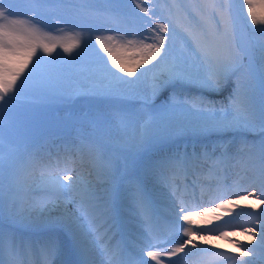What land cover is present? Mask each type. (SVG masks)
Instances as JSON below:
<instances>
[{"label": "snow or ice", "instance_id": "6c2138e0", "mask_svg": "<svg viewBox=\"0 0 264 264\" xmlns=\"http://www.w3.org/2000/svg\"><path fill=\"white\" fill-rule=\"evenodd\" d=\"M3 2L4 0H0V5ZM43 2L66 5L73 12L75 19L80 22L77 26L89 24L102 16L116 24L129 22V14L122 9L126 0H102L103 8L96 6L97 0H43ZM135 7L144 13L143 17L135 12L130 14L131 22L137 27L111 28L108 31L115 34L96 36V43L107 55L106 61L101 57L102 67L98 70L110 78V86L132 85L136 81L125 80L123 76L113 72L108 67L109 62L112 68L127 76H132L141 66L152 65L151 69L145 68L140 76L146 75L149 71L153 73L151 82L153 96L175 80L195 82L205 88L219 90L229 75L239 70L240 61L233 54V44L230 40V36L234 37L235 31L230 0H192L187 5L177 3L176 0L169 4L168 0H164V8L161 9L159 16L155 12H150L149 8L144 6L143 0H137ZM242 9L246 10L251 24L262 26L259 30L264 32V14L257 13V9H264V2L242 0ZM165 11L167 15H164ZM40 23L34 16L19 18L10 9L0 7V108L14 100L24 83L40 70L42 57L37 55L38 52L50 56L59 47L65 54H71L74 49L81 46V32H65L63 36L57 37L43 31L38 26ZM57 23H60L59 19ZM127 35H132L134 38L126 39ZM176 36L182 41L183 51L191 52L198 62L194 72L185 67L187 61L183 55L179 58L175 56L170 58V41ZM140 76H137V80ZM238 90L239 85H237V94ZM252 126L251 118L246 114L242 103L236 105L235 114L231 118L225 114L222 120L213 125L218 130L250 129ZM260 128L264 132V109L260 113ZM220 147L224 148L223 145ZM89 149L97 161L103 160L102 143L90 141ZM216 150L215 146L211 151L205 148L199 154L195 152L191 156L184 154L169 162L168 166L173 169L174 179L181 175L187 177L197 163L206 165L207 176L217 179L214 187L211 185L208 188L201 187L199 198L194 195L182 196L173 204L171 211L174 218L166 225L163 236L154 237L156 243L149 245L157 250H148L144 253L153 264H171L172 257L179 254L189 255L186 252L188 248L196 250L191 253L192 255L207 254L209 257L232 260V264H248L246 260L234 259V254L228 250H219V245H209V234H214L216 239L232 243L235 253H239L240 257L253 255V248H245L240 242L230 238L239 235L245 237L249 244L258 241L259 244L264 245V141L260 143L259 153L249 156L253 175L249 177V182L245 186L239 183L229 185L226 180L218 179L222 166L237 161L239 152L230 154L224 149L219 156H216ZM57 169L42 171L40 184L43 191L57 194L58 199L69 193L79 195L80 215L64 213L58 218V222L72 236L81 256H85L87 250L82 246L83 239L95 235L97 241L103 242L106 238L107 230L102 231L103 224L100 223L104 213L97 214L100 206L95 202V193L79 180L72 169L66 165L60 168L59 163ZM223 170L226 171V168ZM3 174L4 161L2 144H0V215L3 214L5 200ZM196 183L194 181L193 185L195 186ZM22 187L17 178L15 191L19 192ZM248 188L253 190L248 191ZM12 191L10 185V198ZM248 200H251V203L246 204L245 201ZM137 203L142 210L148 212L149 203L143 193L138 195ZM241 205L252 211L243 213L236 211ZM257 209L259 212H256ZM241 215L255 219L258 227L252 225L250 221L246 222L248 226L239 223L238 218ZM225 216L228 219H225ZM181 221L183 223H180ZM213 221L216 223L213 224ZM208 224L213 226L199 228L200 225ZM181 229L184 238L182 241H176L171 248L159 247L169 244L172 236H180ZM200 240L209 246L201 247L197 243ZM58 245V238L53 236L47 243V249L55 253L59 250ZM213 248L219 251L212 252ZM22 250L9 243L10 255L19 254ZM118 251L117 247L111 249L108 254L110 257H115ZM0 264H6L2 235H0ZM135 264H146V262L141 259L135 261ZM207 264L214 262L209 260Z\"/></svg>", "mask_w": 264, "mask_h": 264}, {"label": "rangeland", "instance_id": "374dc122", "mask_svg": "<svg viewBox=\"0 0 264 264\" xmlns=\"http://www.w3.org/2000/svg\"><path fill=\"white\" fill-rule=\"evenodd\" d=\"M8 2L9 0H4L3 3L7 4ZM136 2L137 0H126V2L122 5V8L128 13L130 8H136ZM143 2H149V0H143ZM144 6L146 7V5ZM239 8L242 9L240 4ZM239 8L236 7V10ZM7 9H9V6ZM244 12L246 14L245 10ZM240 14L243 18V9ZM247 19V16H245L242 20L245 26L248 25L246 22ZM248 26L249 27H247L246 30H248V39L251 42L250 44H261L264 34L261 32L256 33L253 30V27H251V22ZM64 33L65 32L63 31L52 35L59 37L63 36ZM232 39L233 38L230 40ZM173 41L180 43L178 40ZM173 44L179 48V50L182 48V46L180 47L178 44ZM232 44L233 54L236 55L240 61L239 70H241L243 74L244 70L247 76L241 73L238 78L234 77V91H229L228 94L233 92V96L240 100V104H243L245 112L250 116L251 124L253 126L250 129L233 128L225 130H218L213 127L216 122L224 118L225 114H221L222 111L227 110L226 114H228L229 118H231L232 115L235 114V108L233 107L219 108L216 110L217 114L213 116L195 112L189 108H170L162 112L158 111L156 114L147 116L145 119L142 118L138 121H132L131 119V123L127 122V124H130H126L124 129L121 128L117 131H114L116 130L114 129L110 133L98 130V133L101 135L100 137L106 140L104 143L107 146H104V152L111 151V149H106L110 146L117 151V153L115 151H112L113 153H109L114 159H116L118 168L123 167L121 166L122 163L123 165L124 163H131L135 152L139 148L151 145L152 143H157L159 141L177 143L180 142L178 138H181L182 136H191V138L204 136L223 137L225 135L227 136L229 134L237 133L246 137L253 136L257 144L254 149L251 147L248 152H259L260 143L261 141H264V132H262L260 128V113L261 110L264 109V78H261L259 83L252 80V73L250 71V67L248 66L245 52H243L242 48L240 51L237 50L239 45L235 39L232 40ZM179 50L178 53L174 55L177 58L181 57L182 51ZM260 52L262 53V60L261 65L259 66V72H262L263 74L264 47ZM173 54L174 53L170 51V58ZM183 54L186 55L185 53ZM37 55L42 57L40 70L34 73V75L24 83L21 91L17 93L14 100L4 104L3 107L0 108V124L4 122V125L0 126V144H2V155L4 161L3 184L5 198L10 196V185L13 189L11 195L16 196L15 181L17 178L19 180L22 179L19 178V175H17L16 163L20 161L19 158L21 159L22 155L27 156L30 153L31 147L29 146V142L33 141L36 133H38L39 136H41L39 132L47 133L46 128L40 127L45 125V122H47V120H44L45 116L42 118L43 115L40 114L41 111L46 110L45 104H51L57 100L61 101L62 97L66 94L68 95L74 92H82L93 95L98 94L97 92L105 93L114 91V93L118 94H127L128 91L130 93L129 89L131 88L134 92H138L140 96H146L149 94L147 91V84L149 83L148 75L146 74L144 76H140V73L144 72L145 67H152V65L141 66L136 69V72L132 76H127V74L120 73L117 69L112 68V65L109 62L108 67L113 72H117V74L123 76L125 80L136 81L132 85L119 84L110 86V78L107 77L105 73L98 70L102 67L101 57L106 61L107 55L99 48L96 40L81 36V46L74 49L71 54H65L61 48L57 47L50 56L45 55L43 52H38ZM185 60L189 62V59L185 58ZM185 65L189 64L186 63ZM247 69H249V71ZM46 73L47 78L45 79ZM137 76H140L139 80H137ZM174 82H176V80L172 81L171 84ZM174 85L176 86V83ZM237 85H239L238 94ZM36 115L41 116L37 117ZM29 120L31 123L27 122ZM36 129L38 132L33 134ZM175 140L177 142H174ZM34 177L37 178L38 176L36 175ZM89 181L92 182L90 179ZM22 183L23 182H21V184ZM24 183L26 184L27 180L24 181ZM54 200L50 201L52 202ZM63 200H66V202L69 201L67 198ZM60 205L64 206L63 203H60ZM15 208H17V206L14 201H10L8 199L4 200V211H9V209L12 210ZM24 208L22 209V215L27 213V210H24ZM4 211L1 218L5 219L8 213H4ZM0 222L3 221L0 220ZM261 251L264 252V250Z\"/></svg>", "mask_w": 264, "mask_h": 264}, {"label": "bare ground", "instance_id": "6f19581e", "mask_svg": "<svg viewBox=\"0 0 264 264\" xmlns=\"http://www.w3.org/2000/svg\"><path fill=\"white\" fill-rule=\"evenodd\" d=\"M177 3L180 4H190L192 2V0H176ZM236 2V1H235ZM233 0H230L231 3V9H232V17L234 19L235 22V32H234V37L230 36V39L233 38L232 40H236L238 42V44L240 45V47L243 49V52H245L246 57L248 59L249 62V66L250 69L252 71V75H253V80L256 81L257 83L260 82L261 78H264V73L262 74V72H259V66L261 65V60H262V56H261V50L264 47V37L262 38V42L259 45H252L250 44L251 42L248 39V30H246L247 28H245L243 22H242V17L241 15L238 14L237 11H235V3ZM257 3L260 2H264V0H256ZM235 3V4H234ZM239 3L242 7V0H239ZM246 11V10H245ZM239 12H242V9H239ZM257 13L258 15L260 14H264V9H257ZM243 14L244 17L247 16V12L245 14L244 10H243ZM243 17V18H244ZM249 25V23L251 22L249 19H247L246 21ZM247 25V26H248ZM249 27V26H248ZM251 27H253V30L258 33L261 32L262 34H264V32L260 31L259 29L262 27L260 25H252ZM246 31H245V30ZM252 29V28H251ZM251 37V36H250ZM173 50L175 52L176 51L174 48ZM182 51L181 52V56L183 55L184 59H189V62H187L189 65H185V67L190 68L193 72L195 70V66L198 63L195 59V57L193 56V54L191 52H186L183 51V46L182 48L179 50ZM183 53H185L186 55H184ZM176 53L173 54V56ZM149 66V65H148ZM145 68H149L151 69V67H145ZM259 69V70H258ZM150 73V74H149ZM236 73V72H235ZM231 74L229 75V77L227 78L226 82L222 85V87L219 90H212L209 88H205L203 86H201L198 83L195 82H189V81H183V80H176V85L177 87H173V84H168L165 86V92L168 93H177V92H183L185 93L183 95V98H190V97H195V94L200 95L204 100L211 102V103H218L221 101H224L225 97H224V93L227 92L228 88L231 86L232 82H233V77L236 74ZM152 72L149 71L147 73L148 75V79H149V84H151L152 82ZM179 87V88H178ZM151 89V87H150ZM181 89V90H180ZM129 91L127 92V95H129L130 97H139L140 94L138 92H134L133 90H131V88L129 89ZM164 88L157 92L156 94L161 96L163 93ZM125 94V93H124ZM117 97H119L117 95ZM4 122L0 124V126H3ZM113 127V124L111 122L106 123L105 124V128H110ZM113 130V128H111ZM112 159H110L108 156H103V160L102 161H96V164L98 165V167H96V173H94V169L91 168V170L89 169V171L86 170V175H95L97 174L99 181H101L104 185L102 193H104L106 195V193L108 191H111V189L113 188L111 185V181L110 179L112 178H108V177H103L102 175H105L106 172H109L110 167L113 165H116V163H109L111 162ZM109 163V164H108ZM85 167V166H84ZM243 166H239V168L237 169H242ZM120 172V170H119ZM247 172L246 170H244L243 172H240V175L243 176L245 175ZM33 174H38L37 172V167H36V163L33 159V157H31L26 164H23L19 167L18 169V175L20 176L19 178H22L20 180V182H23L22 185V189L16 193H18V198L17 196L11 195L6 197L5 199L8 200H12L16 203L17 208L12 209L7 211V220L8 222L11 221V223H13V225L15 224H20L21 226H23L24 228H28V229H43L46 228V230H43L39 233L40 237L46 236L47 234H50V237L52 238L53 236L57 237L58 239H62L63 241H65V243L72 241V244L75 248H78L77 245L74 242V239L72 238V236L68 233L67 229L63 227L62 224H60L58 222V218L61 217L62 214L64 213H68V214H72L75 216H79L80 214V210L78 209V205L76 204V202H70L72 200H75V198L78 196V194L76 193H69V201L66 202V200H63V197H59V199H55L54 201H50V197L47 194H43V190L42 185L40 184V176H38L37 178H35L34 176H32ZM247 178V175L244 176L245 182H249V178ZM27 180V185L24 183V181ZM80 181L83 184H86L90 189H94L93 187H97L98 184L94 183L89 184L88 182H85V179H80ZM231 183H232V179H231ZM36 184V185H33ZM35 191L41 193L40 196L42 197V200L39 201V203H36L32 200V196L31 194H35ZM125 190H122V192H124ZM121 192V193H122ZM155 196H159L160 195V191L156 190L154 192ZM122 201H125L124 198L121 199ZM55 202V203H53ZM60 203H63V205H60ZM245 203H251V200H249L248 202L245 201ZM25 207V208H24ZM30 207V209L28 208ZM28 209L27 213L25 215H22V209ZM246 209V210H245ZM245 212H250L252 211L249 208H245ZM236 211H239L238 208L236 209ZM256 212H259V209L256 210ZM253 216H255V213H253ZM125 217V216H123ZM252 225H256L258 227V223L255 219H253L252 217H248L245 216L244 219H242V224H245L246 226H248V224L246 222H249ZM256 221V222H255ZM214 222V221H213ZM239 223H241V221H238ZM213 225H211L210 227H212ZM199 228H205L204 226H199ZM199 230V229H197ZM16 233L17 234V229H14L12 226H0V235L3 236V240H4V246L9 245V243L13 240H15L14 238H12V234L11 233ZM23 232H25L23 230ZM18 235V234H17ZM27 235V234H26ZM23 235V236H26ZM17 239L20 238L17 237L16 235H14ZM234 241H238L240 242L245 248H253V255L249 256V257H240L239 253H235V248L233 246L232 243H228L224 240H221V243L223 244L225 249H229L228 251L230 253H233L234 256L236 257V259H243L246 260L248 262V264H264V252H262L261 250H264V245L259 244L258 241H254L252 244H249L245 237L243 236H239L237 235L236 237H232L230 238ZM216 240V239H213ZM220 242V240H219ZM88 242L86 240H82V246L85 248V245H89L87 244ZM254 245V247H253ZM222 246V245H221ZM5 250V248H4ZM86 250L88 251V247H86ZM263 254V255H262Z\"/></svg>", "mask_w": 264, "mask_h": 264}]
</instances>
